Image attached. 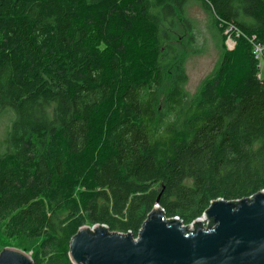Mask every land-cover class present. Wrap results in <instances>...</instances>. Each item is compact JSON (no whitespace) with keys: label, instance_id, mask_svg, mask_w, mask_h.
Here are the masks:
<instances>
[{"label":"trees","instance_id":"16d2710c","mask_svg":"<svg viewBox=\"0 0 264 264\" xmlns=\"http://www.w3.org/2000/svg\"><path fill=\"white\" fill-rule=\"evenodd\" d=\"M190 1L0 0V254L74 264L84 225L138 236L157 202L189 224L264 190V79L247 38L264 42V0H195L219 58L193 94ZM229 26L247 35L232 49Z\"/></svg>","mask_w":264,"mask_h":264},{"label":"water","instance_id":"95a60500","mask_svg":"<svg viewBox=\"0 0 264 264\" xmlns=\"http://www.w3.org/2000/svg\"><path fill=\"white\" fill-rule=\"evenodd\" d=\"M204 215L206 229L201 218L170 222L157 202L137 239L106 225H84L70 257L74 264H264V190L237 206L219 198ZM32 263V255L16 247L0 254V264Z\"/></svg>","mask_w":264,"mask_h":264},{"label":"rangeland","instance_id":"374dc122","mask_svg":"<svg viewBox=\"0 0 264 264\" xmlns=\"http://www.w3.org/2000/svg\"><path fill=\"white\" fill-rule=\"evenodd\" d=\"M186 11L192 19L194 30L193 42L186 48L185 69L188 81L185 88L190 94H193L200 87L203 79L215 67L219 58V49L217 47L216 30L213 27V20L208 10L199 1L192 0L188 3ZM189 36L190 32L185 31V40ZM225 43L228 47L227 39ZM262 77L264 79V60H262ZM5 121L2 124H5ZM29 253L32 255L33 251L31 250Z\"/></svg>","mask_w":264,"mask_h":264},{"label":"built area","instance_id":"2783aa9c","mask_svg":"<svg viewBox=\"0 0 264 264\" xmlns=\"http://www.w3.org/2000/svg\"><path fill=\"white\" fill-rule=\"evenodd\" d=\"M234 31H235L236 35H238V36L241 34L245 35L241 30H239L237 28H233V26H229L227 29H225V34L227 35L226 39L228 40L229 49L234 48L236 45V41L233 38V32ZM245 36H247V35H245ZM247 38L251 42L252 52H253L255 58L258 60V77L260 79H263V77H262V60H264V42L258 41L257 37L255 35L250 36V37L247 36ZM199 218L204 220V229H206L208 226V218H206L204 214ZM182 223L184 225H188V224L184 223L183 221H182ZM191 223H189V224H191ZM95 225L90 226V228L93 229ZM213 227H215V224L212 225V228ZM118 233H122V232H118ZM138 236H134L135 239H137Z\"/></svg>","mask_w":264,"mask_h":264}]
</instances>
